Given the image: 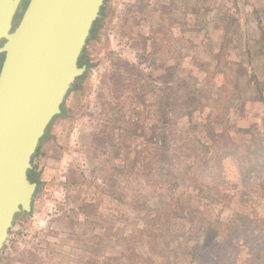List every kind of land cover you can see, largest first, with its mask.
<instances>
[{
	"label": "rangeland",
	"instance_id": "1",
	"mask_svg": "<svg viewBox=\"0 0 264 264\" xmlns=\"http://www.w3.org/2000/svg\"><path fill=\"white\" fill-rule=\"evenodd\" d=\"M197 2L104 0L80 57L85 71L55 117L68 119L84 141L73 155L69 179L75 185L65 191L40 181L30 212H20L9 231L0 264H244L242 249L214 263L193 248L202 241L201 227L196 231L200 213L188 217L187 207L206 212L203 219L217 227L230 223L227 207L209 204L198 184L180 181L168 192L153 183L152 173L146 182L144 173L136 174L143 165L129 171L125 158L168 128L172 144L181 133L204 140L205 125L219 128L208 116L211 121L224 110L233 149L224 170L233 179L250 138L236 129L264 123V0L259 11L250 0H202V8L217 3V11L201 32L193 29ZM212 18L213 24L225 18V33L212 27ZM200 58L213 61L199 65ZM167 92H177L183 108L196 111L172 114L169 126L163 119ZM36 156L31 164L39 177ZM121 190L118 201L113 194Z\"/></svg>",
	"mask_w": 264,
	"mask_h": 264
},
{
	"label": "water",
	"instance_id": "2",
	"mask_svg": "<svg viewBox=\"0 0 264 264\" xmlns=\"http://www.w3.org/2000/svg\"><path fill=\"white\" fill-rule=\"evenodd\" d=\"M104 0H0V252L36 182L27 171L61 114Z\"/></svg>",
	"mask_w": 264,
	"mask_h": 264
},
{
	"label": "trees",
	"instance_id": "3",
	"mask_svg": "<svg viewBox=\"0 0 264 264\" xmlns=\"http://www.w3.org/2000/svg\"><path fill=\"white\" fill-rule=\"evenodd\" d=\"M95 23L90 38L94 35ZM74 83L72 89L75 86ZM257 85L259 87V84ZM163 98L166 102L163 119L165 118L164 121L169 123V126L172 114L173 117L179 118L191 116V113L196 111V108L192 106L189 109L183 108L180 104L182 97L177 92H167ZM259 100L264 104L262 93L259 94ZM223 111L216 114L211 121L208 116L209 123L217 121L219 128L215 129L211 123L205 125L207 131H205L204 140L189 132L181 133L182 136L178 135L180 142L172 144L175 140L172 137L171 128L166 129L165 132H154L157 137L150 141L146 149L134 151L130 158L129 155L125 157L128 159L127 167L131 171L136 164L143 165L141 171L136 174L144 173L145 181L150 182L149 177L152 173L153 183L167 187L168 192L175 190L180 181L187 182L189 186L201 185L209 204H218L230 210V223L220 222L217 227L214 226L213 221L206 223L203 219L206 212L187 207L188 217L197 211L200 213L196 231L201 227L199 232H201L202 241L195 242L193 245L196 252H201L210 261L216 263L223 257L231 259L232 255L237 256V250L242 249L245 253L244 264H264V212H261L259 208L260 205L264 206V123L261 127L253 123L236 129L237 133L249 135L250 138L243 157L236 159V177L231 179L224 170L223 162L233 155V149L229 147L230 141L227 138L229 131L221 117ZM261 120L264 121V118ZM190 125L193 126L192 123ZM39 147L40 144L33 157L38 153ZM33 170L34 166L27 171L28 178L39 185L40 180ZM119 170L123 172L122 169ZM123 191L121 190L120 195L114 193L113 197L122 201ZM162 196L169 197L167 194ZM174 197V201L179 204V198ZM139 204L142 208L145 207L143 201ZM216 222L219 221L216 220Z\"/></svg>",
	"mask_w": 264,
	"mask_h": 264
},
{
	"label": "crops",
	"instance_id": "4",
	"mask_svg": "<svg viewBox=\"0 0 264 264\" xmlns=\"http://www.w3.org/2000/svg\"><path fill=\"white\" fill-rule=\"evenodd\" d=\"M202 0H198L197 4L195 3L194 8L191 9L195 17V25L193 29L196 32H201L206 30V27L210 26L209 14L213 12L215 6L209 5L212 8H202ZM212 1V0H211ZM217 0H215L216 2ZM253 3H256L255 11H259L260 2L262 0H250ZM243 2V0H242ZM197 5V6H196ZM199 7V8H197ZM264 8V4L261 6ZM199 10V11H197ZM217 11V9H215ZM205 17V19H204ZM201 19H204L201 22ZM211 23H212V19ZM212 27L223 30L225 28V18H223L219 24H213ZM226 31L223 30V33ZM220 45V43H219ZM206 64L212 62L213 60L199 59V62ZM264 96V93H263ZM67 97V96H66ZM61 115V114H60ZM68 119H63L62 116L54 118V120L49 124L44 138L40 143V151L36 154V159L39 169V180L45 183L47 186L51 185L53 188L60 190H71L74 187V183L69 179L70 174H72V167L74 165V157L77 152H79V147L84 144V141L77 139V136L73 134V128L69 127Z\"/></svg>",
	"mask_w": 264,
	"mask_h": 264
},
{
	"label": "flooded vegetation",
	"instance_id": "5",
	"mask_svg": "<svg viewBox=\"0 0 264 264\" xmlns=\"http://www.w3.org/2000/svg\"><path fill=\"white\" fill-rule=\"evenodd\" d=\"M100 12H101V10H100ZM100 12H99V14H100ZM98 19V18H97ZM82 54H83V52H82ZM82 54H81V56L80 57H82ZM80 59V58H79Z\"/></svg>",
	"mask_w": 264,
	"mask_h": 264
}]
</instances>
